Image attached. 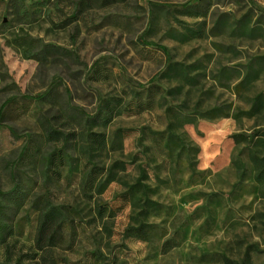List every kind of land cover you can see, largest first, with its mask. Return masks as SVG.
Returning <instances> with one entry per match:
<instances>
[{"label":"rangeland","instance_id":"obj_1","mask_svg":"<svg viewBox=\"0 0 264 264\" xmlns=\"http://www.w3.org/2000/svg\"><path fill=\"white\" fill-rule=\"evenodd\" d=\"M68 104L108 147L47 182ZM0 192V264H38L39 197L57 264H264V0H0Z\"/></svg>","mask_w":264,"mask_h":264},{"label":"trees","instance_id":"obj_2","mask_svg":"<svg viewBox=\"0 0 264 264\" xmlns=\"http://www.w3.org/2000/svg\"><path fill=\"white\" fill-rule=\"evenodd\" d=\"M58 50L63 49L56 48ZM43 100L48 101L51 105H56V99L52 94L42 97ZM59 109L58 115L54 118L46 117L45 115L39 116V125L44 135V140L47 144L57 146L53 151L38 159L41 167L43 178L47 182L60 181L62 179V170L67 168L69 175L78 171L81 166L82 159L70 154L74 151L80 142H82L83 152L87 155L88 152L93 151V144L97 146L98 150H106L108 141L105 135L97 133H85L81 131L82 126L79 123L80 118L83 116L74 115L78 109L70 104L66 108ZM62 112L59 114V112ZM70 114V115H69ZM66 119L72 126L67 130L58 128V122L61 119ZM89 118V117H88ZM83 119V118H82ZM110 119H104L103 124L107 126ZM79 129V131H78ZM14 133V131L12 130ZM86 134V135H85ZM87 148V149H85ZM88 150V151H87ZM83 156L82 153H78ZM84 154V155H85ZM86 163L85 168H88ZM104 170L94 167L90 176L86 177V189L93 190L97 185H102V178ZM10 192H0V196H9ZM36 205L39 208L38 226L35 237V253L32 259L38 260V264H57L54 259L53 250L58 248L64 243L65 228L70 225L75 228V221L71 218L73 210L65 206H55L51 200L46 197H39L36 200ZM3 212L0 209V216ZM13 233V228L5 225L0 221V242L5 244L7 238ZM25 257L20 256L13 263L6 262L4 264H26Z\"/></svg>","mask_w":264,"mask_h":264}]
</instances>
